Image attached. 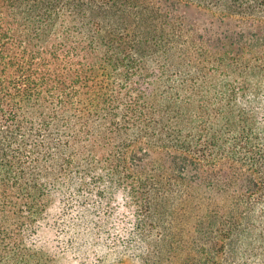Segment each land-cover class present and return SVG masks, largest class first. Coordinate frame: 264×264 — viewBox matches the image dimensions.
<instances>
[{
	"label": "trees",
	"instance_id": "16d2710c",
	"mask_svg": "<svg viewBox=\"0 0 264 264\" xmlns=\"http://www.w3.org/2000/svg\"><path fill=\"white\" fill-rule=\"evenodd\" d=\"M262 254L264 0H0V264Z\"/></svg>",
	"mask_w": 264,
	"mask_h": 264
},
{
	"label": "rangeland",
	"instance_id": "374dc122",
	"mask_svg": "<svg viewBox=\"0 0 264 264\" xmlns=\"http://www.w3.org/2000/svg\"><path fill=\"white\" fill-rule=\"evenodd\" d=\"M264 264V256L263 254L259 257L246 255L243 257L237 264Z\"/></svg>",
	"mask_w": 264,
	"mask_h": 264
}]
</instances>
